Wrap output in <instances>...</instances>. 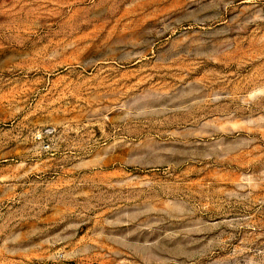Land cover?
Listing matches in <instances>:
<instances>
[{"label": "rangeland", "instance_id": "obj_1", "mask_svg": "<svg viewBox=\"0 0 264 264\" xmlns=\"http://www.w3.org/2000/svg\"><path fill=\"white\" fill-rule=\"evenodd\" d=\"M0 264H264V0H0Z\"/></svg>", "mask_w": 264, "mask_h": 264}]
</instances>
